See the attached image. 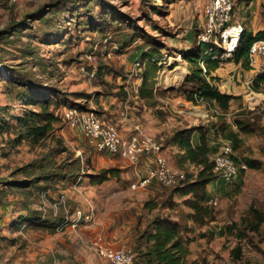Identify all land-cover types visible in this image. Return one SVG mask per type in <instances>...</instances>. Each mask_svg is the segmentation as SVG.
Wrapping results in <instances>:
<instances>
[{"label":"rangeland","instance_id":"374dc122","mask_svg":"<svg viewBox=\"0 0 264 264\" xmlns=\"http://www.w3.org/2000/svg\"><path fill=\"white\" fill-rule=\"evenodd\" d=\"M57 1L0 0V217H6L0 221V264H103L95 245L99 239L104 246L132 249L138 259L139 232L156 215L179 218L184 237L191 239L186 264H264V224L254 230L253 216V211L264 215V90L249 91L244 100L233 101L227 117L248 120L253 129L241 134L245 145L235 158L255 159L261 168L240 171L231 191L214 198L217 221L204 228L187 219V207L171 196L173 190L133 188L143 177L137 171L142 163L136 167L91 150L79 130L62 120L54 135L31 145L21 138L24 128L16 119L35 109L33 101L54 90L64 102L53 110L88 107L120 125L109 114L118 104L113 99L125 101L122 92L116 96L124 85L134 91L137 80L131 63L137 53L142 60L140 53L148 47L143 39H136L124 48L130 30L113 28L101 34L89 24L121 13L164 47V65L157 76L159 110H150L159 119L152 128L165 130L157 134L145 130L166 150L170 133L181 127L176 116L196 120L194 113L209 108L192 103L193 109L191 101L178 94L186 72L178 48L196 39L209 0H89L87 6L76 2L68 10L57 6ZM233 22L242 23L237 7ZM155 26L158 30H152ZM170 85L177 92H163ZM130 104L132 109L138 106V116L145 112L137 99H130ZM241 109L251 111L248 118L238 115ZM208 115L215 116L212 111ZM138 116L135 119L142 124ZM109 168L119 175L101 185L91 183V175ZM188 170L197 173L195 167ZM58 172L68 175L67 181L55 182ZM148 201L157 209L149 212ZM26 211L34 214L35 223L24 218ZM77 211L82 212L80 219Z\"/></svg>","mask_w":264,"mask_h":264},{"label":"trees","instance_id":"16d2710c","mask_svg":"<svg viewBox=\"0 0 264 264\" xmlns=\"http://www.w3.org/2000/svg\"><path fill=\"white\" fill-rule=\"evenodd\" d=\"M88 1L59 0L56 5L68 10L72 9L76 2H82L87 6ZM97 1L101 2L103 0ZM164 1L169 2L171 0ZM156 10L159 14L162 13L161 9ZM115 25L118 27H115ZM89 26L92 30L101 34L113 28L120 29L122 27L123 29L130 30V36L128 35L130 41L124 48L129 47L130 42L136 39H143L145 41L148 49L141 53V58L145 62V69L137 94L144 106L159 110L160 101L158 95L160 91L157 88V76L164 65V55L162 53L164 47L158 42V39L148 34L134 19L121 13L110 18L103 17L100 21H94ZM152 30H158V27L155 26ZM260 40H264V30L253 34L245 28V32L240 39L233 58L227 60L221 58V52L217 48L215 49V46L212 44H199L195 49L180 51L188 65L189 74L185 77L183 86L178 91V94L195 105L204 104L218 112V114H215L217 123L211 126V128L214 130L216 137L232 143L235 153L241 151L245 145L241 134H251L253 129L250 127L248 120H242L238 116H235L231 123L228 122L227 115L231 108V102L240 100L241 98L221 93L214 84V81H218V79L212 77L211 73L215 72L227 61L242 62L243 67L246 70H250V48L254 42ZM251 89L255 92L264 90V71L260 72L254 79ZM167 91L177 92L173 88L163 89V92ZM120 92L127 98V92L124 87L120 88L116 96ZM83 96H86L87 99L90 97L84 94ZM198 97L202 101H199ZM33 102L35 109L25 110L23 115L16 117V119L20 127L24 128V132L20 134L21 138L28 141L31 145H37L54 135L58 129V122L62 120L58 111L62 107H57V111L53 110L52 107L61 105L64 99L59 92L49 90L47 98ZM212 106L217 107L221 112L212 108ZM250 112L247 109H241L238 115L248 118ZM209 129L200 126L198 128L178 130L168 139V143L177 146L179 153L168 154V156L165 154L171 169L187 173V180L182 186L170 189L173 190L171 196L179 197L183 200L184 206L192 210V213H187L186 217L198 228H204L217 221L215 207H211L208 204L210 198L207 193V186L219 179V175L215 172L214 163L211 160L212 153L207 139ZM195 131L200 133L201 143L199 146L193 144V134ZM234 160L243 173L246 169L258 170L261 168L259 161L249 157L242 156L240 162L235 157ZM243 166L246 168H243ZM189 167H195L197 173H190ZM118 175L119 171L117 169L109 168L91 175L90 180L93 185H101ZM67 177L68 175H62L61 172H58L53 179L56 181L61 178L67 179ZM146 208L149 212H152L157 209V205L148 201ZM253 216L257 221L256 229L254 230H257L264 224V215L258 211H253ZM24 218L28 219V217ZM32 222L35 223L34 214L28 219L29 224ZM182 228L180 221L170 215L154 216L144 231L139 232L140 235L135 243V249L139 258L137 259V256L134 257L133 264H186L190 254L189 246L191 239L184 237Z\"/></svg>","mask_w":264,"mask_h":264},{"label":"built area","instance_id":"2783aa9c","mask_svg":"<svg viewBox=\"0 0 264 264\" xmlns=\"http://www.w3.org/2000/svg\"><path fill=\"white\" fill-rule=\"evenodd\" d=\"M235 4L236 0H209L203 10L201 32L196 37L198 44L214 45V48L221 52L223 60L233 58L245 32L243 23L233 22ZM249 63L251 68H258L260 72L264 71V40L252 44L249 52ZM133 69L137 80L135 89L138 92L145 62H137ZM199 101L202 100L199 98ZM192 103L189 102L191 106H193ZM207 109L206 114L199 116L200 120H208L210 111L218 114L216 110L210 107ZM58 112L62 121L72 129L79 130L91 150L119 157L133 166H138L143 161L150 163L147 173L137 183L133 184V188L147 189L156 182L165 189H174L182 186L187 180L185 171L171 169L163 153V146L155 137L144 130L140 122L135 121L128 133L125 134L120 129L119 124L94 110L71 106L62 107ZM234 157L235 152L232 146H225L211 156L215 172L226 183H233L240 175V167L235 162ZM243 168L246 167L243 166ZM208 204L211 207L216 206V199L211 198ZM76 216L80 219L82 212L77 211ZM100 241L99 239L95 245L103 264H133L134 252L132 249H114L100 244ZM30 264L42 263L34 261Z\"/></svg>","mask_w":264,"mask_h":264},{"label":"crops","instance_id":"0c3cea01","mask_svg":"<svg viewBox=\"0 0 264 264\" xmlns=\"http://www.w3.org/2000/svg\"><path fill=\"white\" fill-rule=\"evenodd\" d=\"M235 7H237V11L240 12V15L242 17V23L246 24L245 28L247 31H249L253 34H256L259 31L264 30V0H236ZM192 42L193 43H190L189 46L185 47L184 49H180L181 47H179L178 48L179 52L181 50L195 49L199 45L197 42V38L195 40L193 39ZM137 52H139V51H137ZM138 54L139 53L134 55V61L135 62L131 63V64H133L132 68H134V66L137 62L143 61V60H138L139 59ZM178 56L182 57V54L179 53ZM182 59H183V57H182ZM183 63L186 64V66L184 68L186 70V72L184 73V76H183V82H184L185 77L189 74V68H188V65L184 59H183ZM259 73H260V70L258 68L257 69L251 68L250 70H246L243 67L242 62L241 63H235L233 61L232 62L227 61V62L223 63L221 65V67L219 69H217L215 72H212L211 76L218 79V81H214V84L216 85V87L219 89V91L221 93L227 94L230 96H234V97H240L241 99L244 100L246 94L249 93V91H252L251 84L253 83L254 79L257 77V75ZM158 84H157V87H158ZM128 86H129L128 84L123 86L125 91L127 92V98H125V101L117 102V98L113 99V102L118 103V104L114 108H112L111 111H109V114H112L113 117H115V119L120 123L122 130L126 131V132L130 130L131 125L135 121H138L135 118L138 116V112H140V109L138 108V106L133 107V109H132L131 104H130V99H132V98L137 99L138 102H140L137 91L135 89L136 85L133 86L134 91H132L131 88ZM172 88H174V87L170 85V86H166L164 89H172ZM109 100L110 99H108L107 101H109ZM88 102H89V100H88ZM232 103H233V101L231 102V105H232ZM142 107L144 108L145 112H143V114H140V116H138V117L139 118L141 117L140 120L143 124L144 130L146 129L147 131L151 132L152 134H157L158 132L165 130V129H163L162 126H159L158 128L155 127L156 130L154 128H152L153 126H151V123H155V122L159 121V119H158L157 115L150 110L151 108H148L144 105H142ZM199 107H203V106H199ZM87 109H89V108L87 107ZM201 109H205V110H203V111L201 110V112L194 114V116H196V118H197L196 120H189V119L183 118L182 116H176V118L178 120L176 124L181 125V127L176 128L173 132H171L170 133L171 137L178 130H181L184 128H198V127L202 126V127H205L206 129L210 128L208 131L207 139H208V145H209V148L211 150L212 155L225 146H232L233 147L231 142L215 136V132L211 128V126H213L214 124L217 123V117L215 118V116H212L210 119L202 121V123L199 124V120H200V119H198L199 116H203L204 114H206V112H207L206 110H208L206 106H204V108H201ZM150 113L153 114V116L149 115ZM180 113L182 114V112H180ZM210 120H216V122L210 123ZM228 122L231 123V120L229 119ZM173 128H174V125H173ZM200 143H201L200 133L198 131H195L193 134V144L195 146H199ZM166 144H167L166 150L163 149L164 154L179 153V149L177 146H175L172 143H168V140L166 141ZM149 168H150V163L148 161H143L141 164V168H137V171L140 174L142 173L144 176L147 173ZM141 177H142V175H141ZM239 178H240V175L235 179V181L233 183H226L221 178L211 182L207 186V193H208L209 198L210 199L211 198L218 199V198H222V197L226 196L227 193H229L231 191L234 184L239 180ZM56 181H58V182L67 181V179L64 178V179H60V181L59 180H56ZM152 186L162 187L160 184H158L156 182ZM62 202H64V201H62ZM179 212H181V211H179ZM179 212L176 211L175 214H178ZM185 212H186V214L192 213V210L187 208V210ZM1 213H2V211L0 212V215H1ZM23 216L28 217V219H29L32 215H31L30 211H26V214H24ZM5 219H6V217H2V218L0 217V221L3 220L5 222L6 221ZM175 219L179 220V218H177V217H175Z\"/></svg>","mask_w":264,"mask_h":264},{"label":"bare ground","instance_id":"6f19581e","mask_svg":"<svg viewBox=\"0 0 264 264\" xmlns=\"http://www.w3.org/2000/svg\"><path fill=\"white\" fill-rule=\"evenodd\" d=\"M251 95H253V94H251ZM194 109V108H193ZM195 114V113H194Z\"/></svg>","mask_w":264,"mask_h":264}]
</instances>
